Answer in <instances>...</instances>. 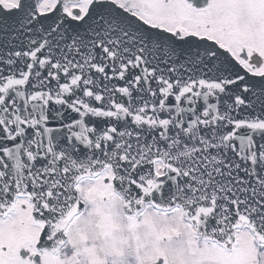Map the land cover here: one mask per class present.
<instances>
[{
    "label": "snow or ice",
    "instance_id": "obj_1",
    "mask_svg": "<svg viewBox=\"0 0 264 264\" xmlns=\"http://www.w3.org/2000/svg\"><path fill=\"white\" fill-rule=\"evenodd\" d=\"M0 264H264V0H0Z\"/></svg>",
    "mask_w": 264,
    "mask_h": 264
}]
</instances>
